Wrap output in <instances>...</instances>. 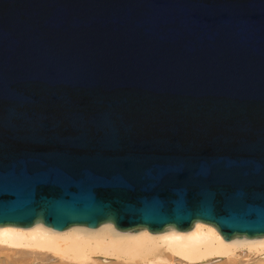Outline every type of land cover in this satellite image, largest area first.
<instances>
[{
    "label": "water",
    "instance_id": "95a60500",
    "mask_svg": "<svg viewBox=\"0 0 264 264\" xmlns=\"http://www.w3.org/2000/svg\"><path fill=\"white\" fill-rule=\"evenodd\" d=\"M264 236V0H0V227Z\"/></svg>",
    "mask_w": 264,
    "mask_h": 264
},
{
    "label": "bare ground",
    "instance_id": "6f19581e",
    "mask_svg": "<svg viewBox=\"0 0 264 264\" xmlns=\"http://www.w3.org/2000/svg\"><path fill=\"white\" fill-rule=\"evenodd\" d=\"M241 248L255 258L239 261ZM176 256L185 264L215 257L225 258L221 264H264V236L225 241L214 227L200 222L188 232L156 234L121 232L108 222L94 230L74 226L53 231L41 223L28 229L0 227V264H161Z\"/></svg>",
    "mask_w": 264,
    "mask_h": 264
},
{
    "label": "rangeland",
    "instance_id": "374dc122",
    "mask_svg": "<svg viewBox=\"0 0 264 264\" xmlns=\"http://www.w3.org/2000/svg\"><path fill=\"white\" fill-rule=\"evenodd\" d=\"M256 255L254 254H250L246 248H241L237 250V254H236V258L239 261H247V260H252L253 258H255ZM223 259H225L224 257H215V258H211L209 261H205L203 263H207V262H211V263H207V264H221L223 262ZM202 262L200 263H195V264H203ZM161 264H185L182 259L179 256H176L174 259L171 260H166V261H162Z\"/></svg>",
    "mask_w": 264,
    "mask_h": 264
}]
</instances>
